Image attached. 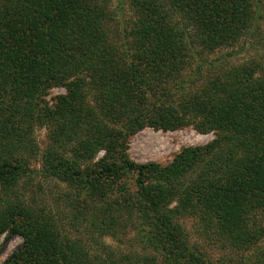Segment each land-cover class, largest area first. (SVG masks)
Masks as SVG:
<instances>
[{"label":"trees","instance_id":"trees-1","mask_svg":"<svg viewBox=\"0 0 264 264\" xmlns=\"http://www.w3.org/2000/svg\"><path fill=\"white\" fill-rule=\"evenodd\" d=\"M259 3L0 0V241L23 238L3 264H214L188 215L264 264ZM55 86L68 93L51 107ZM147 127L216 136L136 163L128 143ZM46 180L65 190L42 195ZM130 231L128 251L105 242Z\"/></svg>","mask_w":264,"mask_h":264},{"label":"rangeland","instance_id":"rangeland-1","mask_svg":"<svg viewBox=\"0 0 264 264\" xmlns=\"http://www.w3.org/2000/svg\"><path fill=\"white\" fill-rule=\"evenodd\" d=\"M259 5L260 7H258V13L261 15V17L258 18L257 28L262 33L261 38L264 39V0H260ZM223 51L211 55L210 57L215 59L221 53H223ZM239 56L240 57L236 58L235 61H241L244 56H247V54L242 53ZM196 67L197 65L195 63V68ZM67 93L66 87H51L45 93L44 101L49 104V106L55 107L58 103V100L62 96L67 95ZM47 136L48 131L44 128H39L36 131V137L41 146H43L48 140ZM215 136L216 135L214 133H200L192 127H186L167 132L147 127L131 137L128 143L127 153L129 157L136 163H157L159 165L166 166L184 147L205 145L212 141ZM102 155L103 151L99 153L98 157ZM33 166L41 169L40 162L34 163ZM126 181L129 182V184H132L130 178H127ZM42 190V195L44 194L47 195L48 198L49 196L54 198L61 190L65 189L63 185H61V188L57 186L55 181L46 180L43 182ZM38 192L41 194L40 190ZM173 205L175 204H172V206ZM199 223L200 222L198 218L194 215H188L187 217H182L180 219V224L182 227L187 229L191 234L192 241L198 242V244H200L201 250L207 254L214 264H218V262L221 260H226V263L228 264H241L237 250L229 245L225 237H220L219 239L215 240L217 237L210 238L207 237V235L201 236V233L198 231V229H200ZM134 235L135 232L130 231L128 234V240H126L124 243L117 242L113 237H106L105 242H107L109 245H112L113 247H120L122 250L128 251L129 240L132 239ZM2 242H4V238L0 241V264H3L9 258V256L22 245L23 238L19 235H16L6 241L3 246Z\"/></svg>","mask_w":264,"mask_h":264}]
</instances>
